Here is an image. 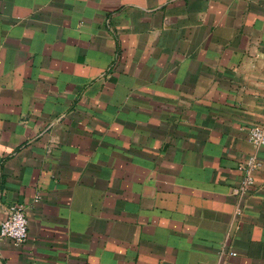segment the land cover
Masks as SVG:
<instances>
[{"label":"crops","instance_id":"crops-1","mask_svg":"<svg viewBox=\"0 0 264 264\" xmlns=\"http://www.w3.org/2000/svg\"><path fill=\"white\" fill-rule=\"evenodd\" d=\"M255 124L264 0H0V264H264Z\"/></svg>","mask_w":264,"mask_h":264},{"label":"built area","instance_id":"built-area-1","mask_svg":"<svg viewBox=\"0 0 264 264\" xmlns=\"http://www.w3.org/2000/svg\"><path fill=\"white\" fill-rule=\"evenodd\" d=\"M248 140L254 145L255 149L264 144V126L251 125L247 131ZM262 160L258 152H253L244 161L238 163L242 174L238 185L234 188L239 197H246L254 184V170L260 168ZM28 218L24 206L19 202H12L8 206L6 216L0 220V238L8 237L14 243H23L27 238Z\"/></svg>","mask_w":264,"mask_h":264}]
</instances>
